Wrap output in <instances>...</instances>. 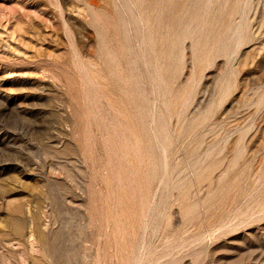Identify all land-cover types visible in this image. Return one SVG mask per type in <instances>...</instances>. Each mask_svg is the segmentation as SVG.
<instances>
[{"label": "rangeland", "instance_id": "rangeland-1", "mask_svg": "<svg viewBox=\"0 0 264 264\" xmlns=\"http://www.w3.org/2000/svg\"><path fill=\"white\" fill-rule=\"evenodd\" d=\"M0 264H264V0H0Z\"/></svg>", "mask_w": 264, "mask_h": 264}, {"label": "bare ground", "instance_id": "bare-ground-1", "mask_svg": "<svg viewBox=\"0 0 264 264\" xmlns=\"http://www.w3.org/2000/svg\"><path fill=\"white\" fill-rule=\"evenodd\" d=\"M140 1V0H139ZM149 1H151V0H149ZM191 1V0H190ZM151 4V3H150ZM153 4V3H152ZM156 5V4H155ZM149 6V5H148ZM156 8H154V10H155ZM149 11V10H148ZM154 12V11H153ZM149 14V13H148ZM152 14H154V13H152ZM143 16V15H142ZM148 16V15H147ZM143 18H144V16H143ZM155 23V22H154ZM169 25V24H168ZM170 27V26H169ZM149 30V29H148ZM152 30V29H151ZM148 35V34H147ZM151 36H153V35H151ZM124 37V36H123ZM158 37V36H157ZM148 38V37H147ZM159 41H161L160 40V38H159Z\"/></svg>", "mask_w": 264, "mask_h": 264}]
</instances>
